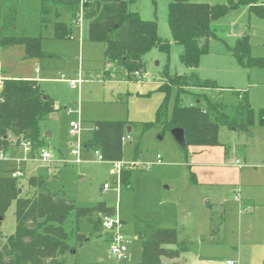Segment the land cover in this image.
I'll return each instance as SVG.
<instances>
[{
    "label": "rangeland",
    "instance_id": "obj_1",
    "mask_svg": "<svg viewBox=\"0 0 264 264\" xmlns=\"http://www.w3.org/2000/svg\"><path fill=\"white\" fill-rule=\"evenodd\" d=\"M190 1L226 4L229 0ZM167 4L168 0H134L130 5L141 19L156 21L158 35L168 43V49L152 48L144 56L145 70L140 73L143 77L129 79L122 65L106 59L104 43L88 39L85 21L80 35L79 25L73 22L77 14L73 16L72 9L61 0H0V48L8 57L2 68L34 75L30 58L38 62L41 71L35 74L44 79L37 84L55 103L54 110L40 123L41 135L45 147L56 156L42 161L37 151L28 158L25 147H15L11 156L19 161L12 164L0 158V165L11 167L18 163L15 167L21 172V195H29L28 178L41 175L52 190L75 200L77 206L92 207L101 202L115 209L113 214L122 221L123 232L130 240L124 256L113 257L109 252L110 236L102 222L101 233L93 234L64 255L66 264H136L141 244L129 233L138 221L175 228L178 240H184L185 250L173 259L162 257L164 263L226 264L231 260L235 264H264V126L253 125L251 137L222 126L218 145L209 146L207 152L194 153L195 146L182 147L171 131L155 120L164 96L159 86L165 73L195 71L220 88L206 89L210 97L234 105L245 93L252 108H264V68L239 65L229 48L242 30L248 31L250 55L264 58V19L242 6L213 22L220 38L209 41L207 53L193 69L179 60L182 46L171 36ZM56 13L71 27L72 38H54ZM11 35L38 37L41 50L56 57H28L23 44L4 40ZM77 78L79 85H71L70 80ZM175 91L170 96L169 110ZM182 98L185 104L193 102L190 93L182 94ZM102 120L129 122L130 131L125 129L127 138L122 141L121 168L130 170L128 184L119 183L113 162L98 161L93 150L82 146L80 162L72 161L70 145L77 137L70 133L69 123L80 121L83 145L93 123ZM144 123L152 124L144 128ZM199 158L222 160L224 167L215 176L218 180L209 179L211 175L201 170L195 161ZM235 158L243 163L241 170L231 164ZM64 226L68 232L75 230L74 218ZM78 228L90 231L86 216L79 219ZM14 230L12 200L0 224V248Z\"/></svg>",
    "mask_w": 264,
    "mask_h": 264
},
{
    "label": "trees",
    "instance_id": "obj_2",
    "mask_svg": "<svg viewBox=\"0 0 264 264\" xmlns=\"http://www.w3.org/2000/svg\"><path fill=\"white\" fill-rule=\"evenodd\" d=\"M78 13L79 0H61ZM262 0H229L226 4H208L190 0H168L167 18L173 40L182 46L180 62L188 68H197L200 58L207 53L210 39L220 38L213 22L230 12L247 6L249 12L264 19ZM134 0H88L83 4V19L87 37L105 45L104 55L109 61L122 65L129 79L134 72L145 70L144 56L154 47L168 49V43L157 32L155 20H143L130 5ZM53 21V36L72 37L71 27L60 20ZM9 44H23L28 57L55 56L40 48V38L27 35L4 38ZM237 63L247 68H264V58L250 55L249 34L242 33L229 47ZM219 88L212 80L191 74H164L159 90L164 93L156 110V122L171 131H183L185 148L219 144L222 126L250 134L253 125H264V108L254 109L245 93L234 105L210 97L205 90ZM194 89V90H193ZM220 89V88H219ZM175 98L169 110L170 96ZM190 93L193 102L185 104L182 94ZM54 110V101L33 79L8 78L0 88V155L13 146L29 143L30 153L45 146L40 123ZM128 121L102 120L93 123L85 149L97 150L107 161L122 160V140ZM152 123H144L146 128ZM138 148L135 147V157ZM15 167L0 165V224L11 201H15V230L0 248V264H66L64 255L75 250L93 234L101 233L103 216L115 209L98 202L92 207H80L75 200L54 191L43 176L28 178L29 195H21L18 176H12ZM130 170L120 171V183H129ZM86 216L91 229L78 228V221ZM71 217L75 230L68 232L65 222ZM141 244V257L136 264L164 263L162 257H178L185 246L178 240L175 228L160 227L155 222L138 221L129 233ZM74 241V242H72ZM183 244V245H182ZM168 245H176L170 248Z\"/></svg>",
    "mask_w": 264,
    "mask_h": 264
},
{
    "label": "built area",
    "instance_id": "obj_3",
    "mask_svg": "<svg viewBox=\"0 0 264 264\" xmlns=\"http://www.w3.org/2000/svg\"><path fill=\"white\" fill-rule=\"evenodd\" d=\"M88 1V0H79V9H78V13L76 15V20L74 19L73 22H75V24L79 25V32L80 35L82 33V23L84 21L83 19V4ZM262 4H264V0L261 1ZM134 75L136 78H142V74H140V71H135ZM78 83H80V79H72L70 80V84L71 85H78ZM2 86V80H0V88ZM70 126V133L73 135H76L77 139L76 141H72L71 142V148H70V154L73 155V162L77 163L80 162L81 158H80V152L82 149V142L79 136L80 133V121H71L69 123ZM127 135H123L121 137V140L124 141L126 140ZM23 147H25L27 150L30 149L29 143H25L23 144ZM37 151H39L38 153V158L42 161H50L52 159V154L50 152V150L43 146L40 147L39 149H37ZM36 151V152H37ZM35 152V154H36ZM96 158L98 161H103V157L102 155L99 153V151L95 150L94 151ZM0 158H6L4 155H0ZM157 160L159 161L160 159V155L157 154L156 155ZM234 164H236L237 166H241L242 163L235 159L233 161ZM113 164L115 165V170L118 174V179H119V183H120V171L121 168L123 166V161H114ZM113 172V171H112ZM12 176H19L21 175V172L18 169H15L12 171ZM107 184H104V187H107ZM118 188V187H117ZM103 230L110 236V240H109V252L110 254L117 258L120 259L121 257L124 256L125 251L127 250V243L130 241L129 240V236L123 232V223L122 221L116 216V213L111 214V215H104L103 216ZM226 264H235L233 263L231 260H227Z\"/></svg>",
    "mask_w": 264,
    "mask_h": 264
},
{
    "label": "crops",
    "instance_id": "obj_4",
    "mask_svg": "<svg viewBox=\"0 0 264 264\" xmlns=\"http://www.w3.org/2000/svg\"><path fill=\"white\" fill-rule=\"evenodd\" d=\"M242 33H248L249 34L248 31H245L244 32V30H242L237 36H239ZM74 37L75 36H73V38ZM0 51H2L1 48H0ZM55 57H56V55H55ZM22 58L24 60L26 59V58H24V56H22ZM7 59H8V57H7L6 53H5V51H2V53L0 52V80L8 79V78H22V79H33V80H35L38 83L39 81H41L42 79H44L43 76H38L37 74H35V73H39L41 71L38 62L36 63L33 60L35 58H30V60H32V61H29L30 62V65L34 63L33 64V66H34L33 67L34 68V75L30 74V72H29V74H19L18 71H14V70L7 71V70H4V68H2V67H3L4 62ZM27 60H28V58H27ZM31 73H32V71H31ZM78 85H79V83H78ZM54 108H55V103H54ZM262 126H264V125H262ZM229 130L230 131H235L234 128H229ZM251 136H252V132L250 134H247V137H251ZM88 138H86V139H88ZM15 147H23V146H13L4 155L6 158H3V159H6L8 161H11L12 164H13L14 161H17V162L19 161L17 159L12 158V156H11V152H12L13 148H15ZM195 147H196V149L194 150V153H197V152H200V151L207 152L208 151L207 148H209V146H195ZM226 150H228V149L226 148L225 151ZM28 152H29V157L28 158L35 156V153L32 155L29 150H28ZM52 155H53V159H54L56 156L54 154H52ZM235 159L239 160L238 158H235ZM234 160H231V164L235 165V167H237L239 170H241L243 168V163L239 160L242 163V165L239 167V166H237L236 164L233 163ZM72 161H73V159H72ZM195 161H196V163H199L201 165V167H202L201 170H204V171H206L208 173V175H211V177L209 176L210 177L209 179L218 180V179L215 178V176L220 175V171H222V168L224 167L223 164H222V160L221 159L218 160V161H212L211 162L210 160H200V158H199V159H197ZM17 165H18V163L16 165L14 164L12 166L15 167ZM15 169H18L20 171V169L18 167H15ZM221 182H225V181H221ZM126 234L128 235V233H126ZM179 241L184 242V240H182V239H180Z\"/></svg>",
    "mask_w": 264,
    "mask_h": 264
},
{
    "label": "water",
    "instance_id": "obj_5",
    "mask_svg": "<svg viewBox=\"0 0 264 264\" xmlns=\"http://www.w3.org/2000/svg\"><path fill=\"white\" fill-rule=\"evenodd\" d=\"M127 131H130V127H127ZM171 133L178 144H180L182 147L185 146L183 131L180 128H173L171 129Z\"/></svg>",
    "mask_w": 264,
    "mask_h": 264
}]
</instances>
